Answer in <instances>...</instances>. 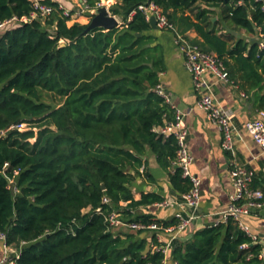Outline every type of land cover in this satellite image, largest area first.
<instances>
[{"label": "trees", "instance_id": "1", "mask_svg": "<svg viewBox=\"0 0 264 264\" xmlns=\"http://www.w3.org/2000/svg\"><path fill=\"white\" fill-rule=\"evenodd\" d=\"M85 1L91 8L114 1L109 10L120 27L86 33L89 23L69 26L58 4L46 0L57 7L50 19L0 33V133L8 130L0 135V232L17 252L14 264H164L160 232L115 233L106 222L119 210L127 221L177 223L133 215L164 202L158 194L134 198L133 183L147 169L149 152L176 191L192 187L174 167L176 137L157 132L175 120V109L157 93L164 50L139 7L155 2L179 34L217 55L238 90L254 93L261 112L264 12L253 0ZM32 12L30 0H0V23ZM228 28L255 40L219 34ZM191 31L198 37L190 39ZM47 94L62 103L47 102ZM22 123L28 130L10 129ZM251 243L229 219L175 239L169 257L174 264H263L247 259L263 250ZM244 244L250 247L241 249Z\"/></svg>", "mask_w": 264, "mask_h": 264}, {"label": "crops", "instance_id": "2", "mask_svg": "<svg viewBox=\"0 0 264 264\" xmlns=\"http://www.w3.org/2000/svg\"><path fill=\"white\" fill-rule=\"evenodd\" d=\"M67 1V0H65ZM76 0H68L72 5ZM81 2V0H78ZM109 8L114 1H109ZM74 5V4H73ZM89 15H83L80 24H87ZM218 20V16L214 21ZM74 21H72L73 23ZM70 25V23H68ZM229 32L236 38H245L254 42L255 36L246 31H235L231 28L221 30L219 34ZM157 43L163 47L166 70L160 77L161 86L170 96L171 106L184 113V123L188 130L187 146L194 160L191 165L192 174L201 180V198L197 209V216L191 221L187 230L179 238L191 237L196 231L206 226L215 225L223 219V212L231 205L233 183L230 172L235 165L245 167L253 173L252 188L264 191V155L261 147L255 143L246 129L251 120H262L261 111L254 103V93L251 96H242L237 86L226 84L214 75H208V82L217 102L231 115L236 127L234 150L231 154L222 147L223 135L219 128L211 122L204 110L198 106V96L194 89L191 73L186 69L185 59L175 43L174 34L170 31L153 29ZM190 39L197 38V33H188ZM147 169H140L133 183L135 200H140L143 194H158L164 202H180L182 195L170 183L169 174L157 162L154 154L149 152L146 157ZM147 172L150 177H147ZM126 205V204H124ZM181 211L180 206L171 205L162 207L154 204L133 211V215L149 214L154 219L172 223L176 221V214ZM185 217L189 213L184 212ZM247 232L256 237L264 251V207L253 209L250 214L241 219ZM242 229V228H241ZM164 243H168L170 236L162 234ZM170 256V251H169ZM168 256L165 264H174ZM3 258V249L0 242V263Z\"/></svg>", "mask_w": 264, "mask_h": 264}, {"label": "built area", "instance_id": "3", "mask_svg": "<svg viewBox=\"0 0 264 264\" xmlns=\"http://www.w3.org/2000/svg\"><path fill=\"white\" fill-rule=\"evenodd\" d=\"M33 6V12L28 17L18 18L13 17L5 22L0 23V33L10 26L21 24L23 22H30L38 19L46 21L50 19L57 7L46 3V0H30ZM58 4V8L62 11L63 16L70 20L73 17L83 16L85 14L92 17L94 10L105 6L104 2L98 3L95 8L87 5L85 0H81L78 4L69 7L64 0H51ZM261 5L264 12V0H253ZM139 9L145 14L146 20L150 23L152 17L156 18V26L159 30L170 31L174 34L175 43L185 59L186 69L191 73L195 92L198 96V106L205 111L208 118L215 124L223 135L222 147L226 152L235 153L234 143L236 127L229 112L221 106L212 91L211 84L208 82L207 76L214 75L226 84H234L230 79L228 71L222 60L213 53L203 52L197 45L193 44L185 36L179 34L175 26L170 23L167 17L163 14L161 8L153 1L146 5H141ZM70 22V21H69ZM68 22V23H69ZM260 48L264 49V34L260 35ZM157 93L162 96L165 101L171 105L170 96L165 92L161 84L157 87ZM242 96H246L242 93ZM175 109V108H174ZM184 113L175 109V120L166 124L165 127L157 132L166 137L175 136L178 142L177 158L174 162V167L180 168L183 177L191 181L192 187L189 192L182 195L180 202H162L159 203L162 207H170L171 205L180 206L181 211L176 214L175 225L164 226L157 223H143L141 221H127L124 219L122 211L113 210L106 215V222L111 229H120L123 227L133 231H158L161 234L170 236V240L166 243L163 251L169 256L170 246L175 239H178L189 227L192 220L197 216V209L201 198V180L198 176L192 174L191 165L193 163V156L187 146L188 130L184 123ZM262 120H251L246 124V129L251 135L256 144H258L264 155V112H261ZM10 129H18L20 131L28 130V125L25 123L11 127ZM8 130L2 131L1 136L6 135ZM230 177L233 183V193L231 195V205L223 212V219L217 222L226 223L229 219L236 221L252 239L251 244H258L256 237L251 236L243 227L241 219L244 215L251 213L253 209H260L264 207V191L253 189V173L245 167L235 165L230 172ZM103 204H110L108 198L103 199ZM126 203H122V206ZM101 212V209H98ZM189 213V217H185L184 212ZM160 242L164 243L163 235H158ZM0 242L3 249V258L1 263L14 264L13 255L17 254L16 250L7 244V238L4 233L0 232ZM250 244H244L241 249H248ZM258 258L264 264V251L262 250L257 255H249L248 260ZM10 258V259H8ZM166 262V261H165ZM165 264V263H164Z\"/></svg>", "mask_w": 264, "mask_h": 264}, {"label": "water", "instance_id": "4", "mask_svg": "<svg viewBox=\"0 0 264 264\" xmlns=\"http://www.w3.org/2000/svg\"><path fill=\"white\" fill-rule=\"evenodd\" d=\"M121 25L119 19L116 16H113L110 13V10L107 6H102L92 13L91 20L89 22V27L86 30V33L101 28L104 30H112L115 28H119ZM150 25L153 29H157L156 26V18L152 17L150 20Z\"/></svg>", "mask_w": 264, "mask_h": 264}, {"label": "rangeland", "instance_id": "5", "mask_svg": "<svg viewBox=\"0 0 264 264\" xmlns=\"http://www.w3.org/2000/svg\"><path fill=\"white\" fill-rule=\"evenodd\" d=\"M73 4H78V0L74 1ZM104 5L109 8V3L108 2H104ZM82 18H83V16H79V17L74 16L73 17V20H70V22H69L70 25L69 24L68 25L69 26H72L74 23H79V22H77L78 20H84ZM87 18H88V23H89L90 20H91V18L90 17H87ZM72 21H74V22L72 23ZM80 23H82V21H80ZM45 99H46L47 102H49V103H51V104H53L55 106L56 105H60L62 103V100L59 97H57L56 95H54V94H47V95H45ZM114 232L115 233L129 232V229L126 228V227H123V228H120V229H115ZM8 259H10V258H8ZM0 264H6V263H0Z\"/></svg>", "mask_w": 264, "mask_h": 264}]
</instances>
